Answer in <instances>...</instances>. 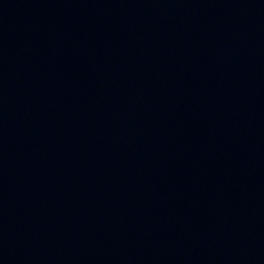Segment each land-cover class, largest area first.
Here are the masks:
<instances>
[{
  "label": "water",
  "instance_id": "obj_1",
  "mask_svg": "<svg viewBox=\"0 0 264 264\" xmlns=\"http://www.w3.org/2000/svg\"><path fill=\"white\" fill-rule=\"evenodd\" d=\"M0 264H264V0H0Z\"/></svg>",
  "mask_w": 264,
  "mask_h": 264
}]
</instances>
